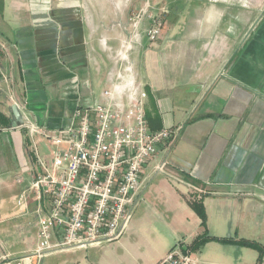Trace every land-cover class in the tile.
Instances as JSON below:
<instances>
[{"label": "crops", "instance_id": "1", "mask_svg": "<svg viewBox=\"0 0 264 264\" xmlns=\"http://www.w3.org/2000/svg\"><path fill=\"white\" fill-rule=\"evenodd\" d=\"M15 1L0 0V264L34 251L39 211L50 207L34 193L19 205L40 170L35 148L47 163L51 154L13 127V106L25 121L66 129L105 90L139 83L150 130L176 136L145 166L128 227L115 242L40 264H158L176 246L200 264H257L259 251L237 241L264 250V0H157L164 29L153 43L149 19L130 24L145 0ZM193 203L204 206L209 235L234 243L192 251L205 230Z\"/></svg>", "mask_w": 264, "mask_h": 264}, {"label": "built area", "instance_id": "2", "mask_svg": "<svg viewBox=\"0 0 264 264\" xmlns=\"http://www.w3.org/2000/svg\"><path fill=\"white\" fill-rule=\"evenodd\" d=\"M134 14L136 27L145 17L151 21L146 35L155 42L163 32L164 16L154 13L150 0ZM103 98L91 108H77L66 129L50 130L23 119L18 124L31 137L46 142L51 161L47 163L35 148L40 170L20 195L19 205L26 206L34 193L50 207L39 211L36 248L16 264H40L56 252L119 240L133 217L145 166L161 146L172 144L176 129L150 130L145 110L148 93L142 83L129 85L126 91L107 89ZM164 167L159 166V171L164 172ZM58 234L61 239L53 242ZM158 264L200 263L176 246Z\"/></svg>", "mask_w": 264, "mask_h": 264}, {"label": "trees", "instance_id": "3", "mask_svg": "<svg viewBox=\"0 0 264 264\" xmlns=\"http://www.w3.org/2000/svg\"><path fill=\"white\" fill-rule=\"evenodd\" d=\"M192 208L198 214V216L201 218L202 227H204V229H205L203 235L198 237L196 239V241L193 243V245L191 247L192 251H196L198 249H201L205 244H207L208 242H212V241H216V242H219L222 244L234 243L232 240H229V239H220V238L213 237V236L209 235V233L207 231V216H206V212H205V209H204V206L202 205V203H193ZM237 244L258 250L260 255H259L257 264H261L262 258L264 255V250L258 244L248 242L245 240H239V241H237Z\"/></svg>", "mask_w": 264, "mask_h": 264}, {"label": "rangeland", "instance_id": "4", "mask_svg": "<svg viewBox=\"0 0 264 264\" xmlns=\"http://www.w3.org/2000/svg\"><path fill=\"white\" fill-rule=\"evenodd\" d=\"M237 1H241V3L242 4H244V5H250V0H237ZM15 2H17V4H18V7L20 8L21 6H22V2H24V5H26V6H29L30 8H32V7H34L33 5V0H17V1H15ZM51 3L50 4H53V5H58V4H60V1L59 0H51L50 1ZM73 1H71V0H61V5H68V4H71ZM150 3H151V5H152V7H156V4H157V0H151L150 1ZM156 3V4H155ZM145 4H146V0H145V3L143 4V5H140V6H137V7H134L133 9H131V10H133L132 11V13H131V15H130V24H132L133 22H132V19L134 18V16H136V14H134V13H138V12H140L143 8H144V6H145ZM3 7H5L4 6V4H1ZM134 12V13H133ZM2 15V17L4 18V20H5V18H6V15L5 14H1ZM9 17H10V15H8ZM22 17H25L24 16V14H22V15H18V18H19V21L20 22H22ZM146 19H148V18H146L145 17V20ZM40 150L42 151L43 149H41L40 148Z\"/></svg>", "mask_w": 264, "mask_h": 264}, {"label": "water", "instance_id": "5", "mask_svg": "<svg viewBox=\"0 0 264 264\" xmlns=\"http://www.w3.org/2000/svg\"><path fill=\"white\" fill-rule=\"evenodd\" d=\"M12 114H13V127L16 128L18 124L22 121V114L18 108V105L13 106Z\"/></svg>", "mask_w": 264, "mask_h": 264}]
</instances>
